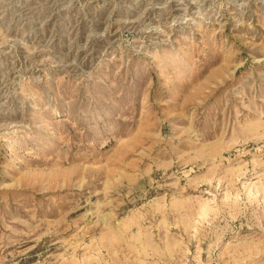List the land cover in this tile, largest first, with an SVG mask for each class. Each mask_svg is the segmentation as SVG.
<instances>
[{"label": "rangeland", "instance_id": "1", "mask_svg": "<svg viewBox=\"0 0 264 264\" xmlns=\"http://www.w3.org/2000/svg\"><path fill=\"white\" fill-rule=\"evenodd\" d=\"M0 264H264V0H0Z\"/></svg>", "mask_w": 264, "mask_h": 264}]
</instances>
